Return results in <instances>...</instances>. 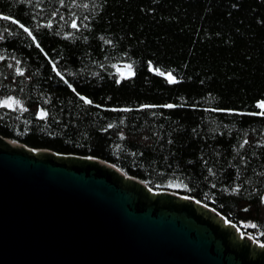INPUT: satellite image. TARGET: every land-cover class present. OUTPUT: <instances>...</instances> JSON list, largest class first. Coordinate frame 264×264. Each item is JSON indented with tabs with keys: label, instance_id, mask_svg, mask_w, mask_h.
<instances>
[{
	"label": "trees",
	"instance_id": "trees-1",
	"mask_svg": "<svg viewBox=\"0 0 264 264\" xmlns=\"http://www.w3.org/2000/svg\"><path fill=\"white\" fill-rule=\"evenodd\" d=\"M262 102L264 0H0V134L110 161L264 242Z\"/></svg>",
	"mask_w": 264,
	"mask_h": 264
},
{
	"label": "water",
	"instance_id": "water-1",
	"mask_svg": "<svg viewBox=\"0 0 264 264\" xmlns=\"http://www.w3.org/2000/svg\"><path fill=\"white\" fill-rule=\"evenodd\" d=\"M0 264H264V242L110 161L0 134Z\"/></svg>",
	"mask_w": 264,
	"mask_h": 264
},
{
	"label": "snow or ice",
	"instance_id": "snow-or-ice-1",
	"mask_svg": "<svg viewBox=\"0 0 264 264\" xmlns=\"http://www.w3.org/2000/svg\"><path fill=\"white\" fill-rule=\"evenodd\" d=\"M5 19H7V17H5ZM73 27H76L75 24L72 25ZM21 27H23L21 25ZM25 31H27V29H25ZM161 75H163V73H161ZM169 82L171 83H176L177 81L171 76V74H169ZM83 99V98H82ZM87 103H91V101H86ZM6 106H11V103L12 102H9V101H5L4 102ZM260 108H264V102H262L260 105H258ZM167 107H172V105H168ZM261 115H264V113H260ZM43 115V114H42ZM253 227H255V225H253Z\"/></svg>",
	"mask_w": 264,
	"mask_h": 264
},
{
	"label": "rangeland",
	"instance_id": "rangeland-1",
	"mask_svg": "<svg viewBox=\"0 0 264 264\" xmlns=\"http://www.w3.org/2000/svg\"><path fill=\"white\" fill-rule=\"evenodd\" d=\"M126 72L127 73H129L130 71L128 70V69H126ZM239 227H241V226H239ZM241 230H243L244 232H245V229L243 228V227H241ZM246 233V232H245ZM248 234V233H247ZM250 235V234H249ZM252 237H254V238H256L255 236H253V235H251ZM256 239H258V238H256ZM259 240V239H258Z\"/></svg>",
	"mask_w": 264,
	"mask_h": 264
}]
</instances>
